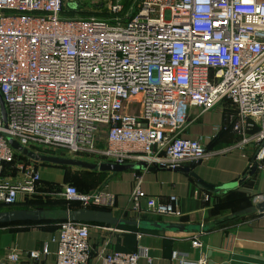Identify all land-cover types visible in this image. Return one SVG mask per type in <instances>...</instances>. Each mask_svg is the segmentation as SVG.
Masks as SVG:
<instances>
[{
	"label": "built area",
	"instance_id": "2783aa9c",
	"mask_svg": "<svg viewBox=\"0 0 264 264\" xmlns=\"http://www.w3.org/2000/svg\"><path fill=\"white\" fill-rule=\"evenodd\" d=\"M72 1L0 0L7 119L0 105V206L17 205L42 179L37 162L9 139L38 155L177 171L211 156L204 141L180 136L191 111L205 113L223 102L233 108L240 146L254 145L255 164L264 167V0H137L135 13L113 0L105 20L64 18ZM63 194L82 208H116L115 195L103 189L82 193L67 185ZM121 213L181 216L177 197L169 203L147 197L141 177ZM93 229L107 233L95 260ZM121 232L117 225L65 220L53 240L55 253L47 243L31 251L13 248L0 264H139L147 257L142 248L109 250L111 235ZM172 259L210 264L178 252Z\"/></svg>",
	"mask_w": 264,
	"mask_h": 264
},
{
	"label": "crops",
	"instance_id": "0c3cea01",
	"mask_svg": "<svg viewBox=\"0 0 264 264\" xmlns=\"http://www.w3.org/2000/svg\"><path fill=\"white\" fill-rule=\"evenodd\" d=\"M232 109L227 102H223L205 113L192 110L189 124L180 136L204 141L208 146L221 132H217L216 128L230 124L228 112ZM240 142L241 137L234 129L230 130L208 150L211 154L208 161L184 167L190 168L188 173L181 170L157 169L99 175L102 179L95 190L103 189L115 195L116 208L112 212L116 216L120 217L122 209L128 206L134 183L141 177L142 190L147 197L155 198L160 203H169L171 197H177L181 216H126L137 220L152 217V221L180 223L188 227L198 226L206 229L201 232L151 233L140 232L136 227L118 226L123 232L111 235L109 250L135 253L142 248L147 252V257H142L139 264H178L172 259L174 252L192 261L206 258L210 264H264V212L256 209L261 203L256 201V197L264 196V167L251 173L257 148L252 144L240 146ZM45 167L48 168L44 170L48 178H43L41 173L42 179L60 183L64 192L65 187L70 185L65 183V170L52 165ZM192 173L207 184L213 185L214 190L207 189ZM242 179L244 182L239 185ZM60 200L67 201L63 193L60 194ZM141 206L146 209L147 200H142ZM16 210L28 211L13 208L3 213ZM71 211L67 206L60 207V213L56 216L60 221H64L70 217ZM28 213L32 212L29 210ZM43 215L47 217L45 220L52 218ZM42 221L7 229V234L3 235L0 242V247L7 249L0 257L13 248L31 251L41 249L45 243L49 245L51 252L55 253L57 242L53 240L58 237V225L44 224ZM106 236L107 233L92 230L90 241L94 248V260ZM6 239L8 244L4 246ZM194 240H199L202 247L195 248ZM53 260L54 257L50 256L49 261Z\"/></svg>",
	"mask_w": 264,
	"mask_h": 264
},
{
	"label": "water",
	"instance_id": "95a60500",
	"mask_svg": "<svg viewBox=\"0 0 264 264\" xmlns=\"http://www.w3.org/2000/svg\"><path fill=\"white\" fill-rule=\"evenodd\" d=\"M0 105L2 109V116L4 122H6V107L2 95L0 94ZM13 148L18 151H22L30 159L34 160L37 163L52 165L56 167H73L79 168L82 170L96 171L101 173H121L126 171H136V170H151L155 171L157 168L150 167L145 168L143 164H117L109 162L94 163L83 161L73 158H64V157H54L46 155H38L33 152H30L26 149H23L15 141L12 142ZM258 169V165L252 167L251 173H255ZM181 171L189 172L190 168H182ZM192 176L203 184L207 189L214 190V186L207 184L201 180L195 173H192ZM244 180L239 181V185L242 184ZM260 212H264V201L259 203L256 207ZM47 219L45 215L39 211L36 213H28V211H10L5 213H0V224L9 223V222H19V221H42ZM65 220H72L76 222L83 223H97V224H106V225H117V226H128L136 227L141 230L148 231H159V232H191V231H205V228H200L198 226H184L180 223H161L158 221L152 220H137V219H125L123 217L116 216L112 211L96 210L89 208H81L78 210H73L70 212V217Z\"/></svg>",
	"mask_w": 264,
	"mask_h": 264
},
{
	"label": "trees",
	"instance_id": "16d2710c",
	"mask_svg": "<svg viewBox=\"0 0 264 264\" xmlns=\"http://www.w3.org/2000/svg\"><path fill=\"white\" fill-rule=\"evenodd\" d=\"M64 13H66L64 11ZM108 13V12H107ZM233 115V111H229L228 112V117L231 119L230 120V124H224L226 126L225 129L221 130V132L218 134V136H216L214 139H212L209 143V145L207 146L208 150L211 149L212 147H214L219 141L222 135L228 133L230 130L233 131L232 125H233V120H232V116ZM255 165V159L253 162V166ZM56 167V166H55ZM65 170V183L70 184L72 186H75L80 192L82 193H91V191L95 190L100 182H101V176L105 173H97L96 171H88V170H82V169H75L73 167H61ZM6 169H8V167H6ZM5 175V174H4ZM101 175V176H99ZM40 182H43L44 184H48L50 185H54V186H58L60 187V183H55V182H51V181H46L41 179ZM46 189V188H44ZM52 189L48 188L45 190V192H47V194H49L51 192ZM253 199V197H252ZM233 204V203H232ZM32 206H36V207H40V208H50V210L55 211L56 214L60 213V207H68L70 210H78L80 208H82V206L79 203L73 202V201H63L60 199H56V200H48V201H28L26 203H18L15 206L12 207H5V206H0V211H9L13 208H17V209H25L28 210V208H31ZM93 209L96 210H104V211H112L109 208H101V207H93ZM41 210V209H38ZM29 211V210H28ZM49 215V214H47ZM50 216V215H49ZM125 219H130V217L126 216ZM134 219V218H133ZM142 220H152V217H143L140 218ZM65 221V220H64ZM63 222L60 221L59 218L57 217H53L51 219L42 221V223L44 224H52V225H58L59 228V224H61ZM35 222L33 221H19V222H9V223H2L0 224V229L3 228H11V227H15V226H20V225H26V224H34ZM93 225H96L97 223H90ZM101 225H106V224H101ZM122 228H132V227H128V226H120ZM6 229V230H7ZM140 232H151V233H156L157 231H148V230H141L138 229Z\"/></svg>",
	"mask_w": 264,
	"mask_h": 264
},
{
	"label": "rangeland",
	"instance_id": "374dc122",
	"mask_svg": "<svg viewBox=\"0 0 264 264\" xmlns=\"http://www.w3.org/2000/svg\"><path fill=\"white\" fill-rule=\"evenodd\" d=\"M112 1L113 0H74L68 4L67 8L65 9L66 13H63V17L64 18H83V19L94 17V18H98V19H102V20L110 19L111 15L109 14V11H110L109 5ZM121 1L125 6L126 11H128L131 7H134V10L132 11V13L136 12L137 8L135 5H136L137 0H121ZM137 113H139V112H137ZM13 141H14L13 139H9V144L11 146H12ZM50 154H55L56 157H60V153L52 152ZM66 156L69 158L79 159V160L94 162V163H96V161H97V159H95L94 157H83V158L77 157L76 158V157H73L72 155H69L68 153H66ZM44 166H48V165L42 164V163H35L36 170L41 171V173L43 174V178L47 179L48 176L46 175V173L44 171L47 167L44 168ZM50 169H52V168H50ZM74 169H78V168H74ZM47 170H48V168H47ZM52 171H54V170H52ZM3 174H5L4 176H9V174H10L9 169H5ZM44 188H46V189L50 188L52 190L49 194H47V192H45L46 189H44ZM93 191H95V190H93ZM93 191H91V192H93ZM62 193H63V189L58 187V186H54V185L49 186L48 184H44L43 182H38L36 184L35 191L33 194H31V195L21 194L20 203H26L30 200L31 201L41 200L43 202L48 201V200H56V199H60V194H62ZM38 209H41V210H38ZM28 210H30L32 213H36L39 211L40 213H43L46 215L49 214L52 218L57 217L55 211L50 210V208H44V207L38 208L36 206H32L31 208H28ZM0 213H3V211L1 210ZM158 218L161 219V217H158ZM6 229L7 228L0 229V242H1L3 235L7 234ZM7 244H8V240L6 239V241H4V246ZM6 249H7V247L6 248L0 247V254L2 255V253L5 252Z\"/></svg>",
	"mask_w": 264,
	"mask_h": 264
}]
</instances>
